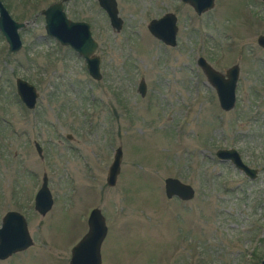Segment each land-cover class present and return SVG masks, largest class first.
I'll return each mask as SVG.
<instances>
[{
	"label": "rangeland",
	"instance_id": "obj_1",
	"mask_svg": "<svg viewBox=\"0 0 264 264\" xmlns=\"http://www.w3.org/2000/svg\"><path fill=\"white\" fill-rule=\"evenodd\" d=\"M1 1L27 23L16 52L0 34V217L22 214L32 243L0 264H67L93 207L106 225L100 264H259L264 50L256 36L264 35V1L213 0L197 15L180 0H115L122 21L115 31L97 0H69L66 16L87 22L97 43L99 80L74 50L45 34L39 10L55 0ZM163 12L176 18L173 47L146 29ZM197 57L219 72L237 65L230 110L219 108ZM17 77L35 86L31 110L15 92ZM117 146L119 171L109 186ZM218 148L236 149L255 177L218 160ZM43 172L52 204L39 215L33 195ZM165 177L190 184L193 197L166 198Z\"/></svg>",
	"mask_w": 264,
	"mask_h": 264
},
{
	"label": "water",
	"instance_id": "obj_2",
	"mask_svg": "<svg viewBox=\"0 0 264 264\" xmlns=\"http://www.w3.org/2000/svg\"><path fill=\"white\" fill-rule=\"evenodd\" d=\"M65 1V0H62ZM108 16L109 25L115 31L121 28V19L117 15L115 0H97ZM188 4L195 14L199 15L213 6V0H180ZM264 1V0H263ZM43 16V29L45 34L54 38L60 45L68 46L82 57L85 69L90 78L99 80V57L94 53L97 47L92 38L89 26L84 21H72L66 18L61 2H52L40 10ZM176 18L171 12H165L157 18L148 21L146 29L157 40L167 46L176 45ZM25 22L18 23L11 19L8 12L0 2V32L10 52H16L21 47L17 29L23 27ZM256 43L264 50V35L256 36ZM200 67L207 82L214 89L218 106L223 111L230 110L235 102V87L238 77L236 64L230 65L219 72L214 69L203 57L195 60ZM15 92L20 102L27 108H33L37 99L35 86L22 78H15ZM145 85L139 79L137 92L143 95ZM69 136L67 135V138ZM38 155L40 147L34 143ZM220 161H229L230 164L243 173L247 178L253 179L256 169L245 164L238 151L234 148H218L214 152ZM121 148H114L111 161L107 166L105 183L112 186L119 171ZM163 194L166 198L175 197L179 200H189L193 197L192 186L175 177L163 179ZM52 198L47 187L46 174L42 173L40 185L35 192L33 208L39 215H44L51 207ZM86 231L71 247L68 264H100V244L106 233L104 216L100 209L93 207L86 218ZM32 243L27 231V222L22 214L15 210H7L0 217V259H5L11 254L24 250ZM264 264V252L259 261Z\"/></svg>",
	"mask_w": 264,
	"mask_h": 264
},
{
	"label": "flooded vegetation",
	"instance_id": "obj_3",
	"mask_svg": "<svg viewBox=\"0 0 264 264\" xmlns=\"http://www.w3.org/2000/svg\"><path fill=\"white\" fill-rule=\"evenodd\" d=\"M68 1H69V0H65V1H62V0H55V1H53V2H61V4H62V10H63L65 16H66V12H65V10H64V3H65V2H68ZM0 2L2 3V5H3L4 8L6 9V11L8 12V10H7V8L5 7V5L3 4V2H2L1 0H0ZM180 2H181V1H180ZM50 3H52V2H50ZM50 3H49V4H50ZM97 4H98V1H97ZM47 5H48V4H47ZM98 6H99V4H98ZM45 7H46V6H45ZM45 7H44V8H45ZM99 7H100V6H99ZM100 8H101V7H100ZM42 9H43V8H42ZM102 9H103V8H102ZM40 10H41V9H40ZM40 10H39V14H41V13H40ZM103 11L105 12L104 9H103ZM163 13H165V12H163ZM8 14H9V13H8ZM105 14H106V12H105ZM9 16H10V14H9ZM106 16H107V14H106ZM10 17H11V16H10ZM42 17H43V16H42ZM66 18H68V17L66 16ZM11 19L14 20V21H16V22H18V23H22V22H24V21H17V20H15V19H13L12 17H11ZM68 19H69V18H68ZM107 19H108V16H107ZM69 20H71V19H69ZM72 21H76V20H72ZM84 22H85V21H84ZM108 22H109V20H108ZM26 23H27V21H25V24H26ZM86 23H87V22H86ZM87 24H88V23H87ZM43 25H44V20H43ZM23 27H24V26H23ZM23 27L18 28V29H17V33H18V30L21 29V28H23ZM0 34H1V32H0ZM1 35H2V34H1ZM18 35H19V33H18ZM2 37H3V36H2ZM19 38H20V37H19ZM3 40H4V38H3ZM4 42H5V41H4ZM59 45H60V44H59ZM61 46H62V45H61ZM6 47H7V45H6ZM7 50H8V48H7ZM8 51H9V50H8ZM22 105H23V104H22ZM23 106H24V105H23ZM24 107H25V106H24ZM25 108H26L27 110H31V109H32V108L30 109V108H27V107H25ZM34 143H37V142H35V141L33 142V146H34V148H35ZM37 144H38V143H37ZM38 146H39V144H38ZM39 147H40V146H39ZM35 150H36V148H35ZM36 152H37V151H36ZM37 154H38V153H37ZM39 156H40V155H39ZM43 173H44V172H43ZM41 176H42V175H41ZM105 234H106V233H105ZM77 241H78V240H77ZM77 241H76V242H77ZM76 242H75V243H76ZM75 243H74V244H75ZM101 243H102V242H101ZM74 244H73V245H74ZM73 245H72V246H73ZM100 245H101V244H100ZM72 246H71V247H72ZM71 247H70V249H71ZM70 249H69V255H70ZM68 259H69V258H68ZM67 264H68V262H67Z\"/></svg>",
	"mask_w": 264,
	"mask_h": 264
}]
</instances>
